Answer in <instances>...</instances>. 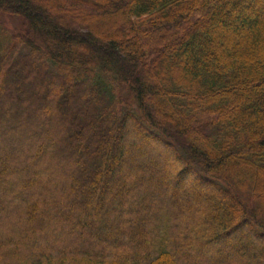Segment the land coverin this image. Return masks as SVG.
I'll return each instance as SVG.
<instances>
[{"label": "trees", "instance_id": "1", "mask_svg": "<svg viewBox=\"0 0 264 264\" xmlns=\"http://www.w3.org/2000/svg\"><path fill=\"white\" fill-rule=\"evenodd\" d=\"M0 12V264H264V0Z\"/></svg>", "mask_w": 264, "mask_h": 264}, {"label": "rangeland", "instance_id": "2", "mask_svg": "<svg viewBox=\"0 0 264 264\" xmlns=\"http://www.w3.org/2000/svg\"><path fill=\"white\" fill-rule=\"evenodd\" d=\"M0 23L5 25L6 28L11 32H16L20 29L21 22L18 18L5 15L0 12ZM101 26V25H99Z\"/></svg>", "mask_w": 264, "mask_h": 264}]
</instances>
